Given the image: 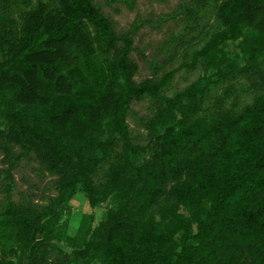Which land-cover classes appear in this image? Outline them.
<instances>
[{
	"label": "trees",
	"instance_id": "16d2710c",
	"mask_svg": "<svg viewBox=\"0 0 264 264\" xmlns=\"http://www.w3.org/2000/svg\"><path fill=\"white\" fill-rule=\"evenodd\" d=\"M113 2L137 0H0V264H264V0H183L125 32ZM170 22L179 66L137 80L135 37ZM23 162L50 193L15 200ZM79 196L103 214L71 235Z\"/></svg>",
	"mask_w": 264,
	"mask_h": 264
},
{
	"label": "rangeland",
	"instance_id": "374dc122",
	"mask_svg": "<svg viewBox=\"0 0 264 264\" xmlns=\"http://www.w3.org/2000/svg\"><path fill=\"white\" fill-rule=\"evenodd\" d=\"M103 4H106V0H100ZM183 0H137L134 10L129 9L125 4L120 2H113L110 6L106 5V12L117 23L118 30L125 32L129 30L132 24L135 22L138 16L149 21H158L160 17L172 13ZM182 23L170 22L163 26L161 29L153 28L150 25L145 26L140 30L135 37L136 52L133 54L134 59L140 66V73L137 80H144L151 77V67L149 63L157 60L158 63L167 64L169 69L177 68L179 66L180 57L174 58L169 61L171 52L164 51V45L169 40L174 32H178L181 29ZM231 56L235 57L239 53L238 44L232 43L228 48ZM198 73L181 72L177 75L174 86L177 89H183L190 83H192ZM147 104L136 106L135 109L146 113ZM132 127L136 128L135 123L131 121ZM3 156L0 154V168H2ZM37 165L34 163L23 162L22 166L15 172V181L17 187V193H15V200L20 199V193H35L40 196L43 193H50L48 185L51 178L42 180L38 177L34 170ZM80 197V196H79ZM3 196L0 194V200ZM73 207V214L69 221L68 232L71 235H75L78 223L82 215L95 213L98 218H101L103 211L100 209L93 210L89 205L86 197L81 196L75 199L71 203Z\"/></svg>",
	"mask_w": 264,
	"mask_h": 264
}]
</instances>
